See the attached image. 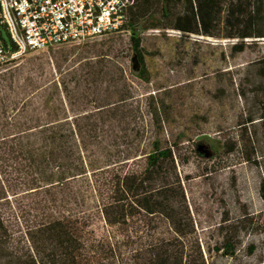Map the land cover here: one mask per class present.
<instances>
[{"label":"rangeland","instance_id":"rangeland-1","mask_svg":"<svg viewBox=\"0 0 264 264\" xmlns=\"http://www.w3.org/2000/svg\"><path fill=\"white\" fill-rule=\"evenodd\" d=\"M137 34L149 84L133 76L129 39L116 37L0 72V147L10 144L13 116L24 124L33 109L53 111L73 131L86 117L95 135L85 159L103 171L87 176L96 190L73 183L82 208L64 207L58 196L39 207L41 198L8 196L0 240L30 248L41 264H264V39L246 40L250 47L233 55L239 41L221 31L218 39ZM1 41L9 44L4 29ZM150 97L165 104L161 129L152 125ZM207 140L221 143V155L210 157ZM156 141L171 157L150 168ZM3 156L0 190L14 174Z\"/></svg>","mask_w":264,"mask_h":264},{"label":"trees","instance_id":"trees-1","mask_svg":"<svg viewBox=\"0 0 264 264\" xmlns=\"http://www.w3.org/2000/svg\"><path fill=\"white\" fill-rule=\"evenodd\" d=\"M132 3L129 9L128 28L131 31L129 39L130 50L138 61L142 60V39L137 31L171 30L184 35L238 40L232 47V54H242L250 46L245 43L250 39H264V0H128ZM105 58L107 55L103 54ZM259 76L264 80V60L260 62ZM94 69V66H91ZM133 76L139 81L149 84L146 67L141 65ZM35 99V96H32ZM148 113L154 128L161 129L166 114L165 104L158 98L150 97L147 101ZM32 100L29 99L28 107ZM12 112H15L13 110ZM14 115V114H12ZM111 117V115H110ZM262 130L264 132V115L262 116ZM18 116H13L9 135L10 144L0 147L4 152L3 159L14 173L6 186L0 190V204L8 196L16 199L21 195L41 198L35 203L39 207L42 201L55 204L56 196L60 198L62 206L73 205L83 207L84 195L73 192V183L85 182L90 188L87 176L89 173H103L102 168H95L87 164L85 153L88 151V141L95 135V126L88 123L77 126L73 131L70 124H59L56 114L42 115L33 109L24 118V124L18 123ZM66 120V118H65ZM249 122V124H251ZM21 125V126H20ZM5 144H2V146ZM252 144L246 141V148ZM174 145L173 148H176ZM211 158L221 155L223 147L220 142L207 140L205 144ZM254 156L244 152V159L248 164L258 166ZM171 157L170 150H163L159 141L153 144V153L148 158L149 167L154 168L161 160ZM3 168L0 166V171ZM93 175H96L93 174ZM96 190L95 188H93ZM264 201V183L262 185ZM234 257L235 248L225 244L222 248ZM222 251V250H218ZM0 264H41L37 261L30 248L16 247L14 244L0 240Z\"/></svg>","mask_w":264,"mask_h":264},{"label":"built area","instance_id":"built-area-1","mask_svg":"<svg viewBox=\"0 0 264 264\" xmlns=\"http://www.w3.org/2000/svg\"><path fill=\"white\" fill-rule=\"evenodd\" d=\"M128 0H0V72L29 57L131 37Z\"/></svg>","mask_w":264,"mask_h":264},{"label":"water","instance_id":"water-1","mask_svg":"<svg viewBox=\"0 0 264 264\" xmlns=\"http://www.w3.org/2000/svg\"><path fill=\"white\" fill-rule=\"evenodd\" d=\"M132 64H133V71L138 72L140 70V62L138 61L137 57L133 58Z\"/></svg>","mask_w":264,"mask_h":264}]
</instances>
